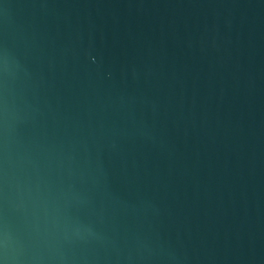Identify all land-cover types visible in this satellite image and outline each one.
<instances>
[{
    "label": "water",
    "instance_id": "1",
    "mask_svg": "<svg viewBox=\"0 0 264 264\" xmlns=\"http://www.w3.org/2000/svg\"><path fill=\"white\" fill-rule=\"evenodd\" d=\"M0 264H264V0H0Z\"/></svg>",
    "mask_w": 264,
    "mask_h": 264
}]
</instances>
